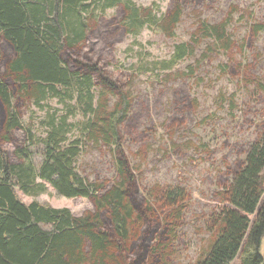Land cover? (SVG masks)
I'll use <instances>...</instances> for the list:
<instances>
[{"label": "trees", "instance_id": "1", "mask_svg": "<svg viewBox=\"0 0 264 264\" xmlns=\"http://www.w3.org/2000/svg\"><path fill=\"white\" fill-rule=\"evenodd\" d=\"M113 9L121 12L126 35L147 29L166 39L176 37L183 12L179 0L159 16V7L132 0H0V264H172L190 196L159 184L143 195L138 175L149 151L141 148L129 158L120 138L132 86L112 80L103 65L82 53L97 12ZM238 11L231 6L216 24L199 21L189 41L175 44L169 58L142 56L127 71L160 85L194 76L201 58L231 54L236 42L227 27ZM263 29V23L250 22L248 39ZM205 40L211 44L197 63L185 73H172L194 58ZM108 97L116 98L111 106ZM52 100L62 110L50 107ZM29 105L45 112L41 139L22 126L19 109ZM16 132L26 140L11 160L3 146ZM89 143L111 149L112 182L93 183L78 172ZM238 166L219 193V207L208 222V245L194 264H264V130ZM47 185L60 197L87 200L94 210L76 217L47 202L25 204L17 193L35 197Z\"/></svg>", "mask_w": 264, "mask_h": 264}, {"label": "rangeland", "instance_id": "2", "mask_svg": "<svg viewBox=\"0 0 264 264\" xmlns=\"http://www.w3.org/2000/svg\"><path fill=\"white\" fill-rule=\"evenodd\" d=\"M132 1L138 6L159 7L158 16L172 6V0ZM179 2L183 12L174 39L151 34L147 29L136 36L126 35L119 9L98 11L95 30L88 34L82 53L103 65L112 80L124 85L130 82L132 106L120 126L123 149L129 158L141 148L149 151L138 175L143 195L154 184L182 188L189 194L178 239L173 244L172 264H194L208 245V222L219 207V193L231 183L232 171L264 130V29L252 41L248 39L250 22L264 24V0ZM231 6L240 10L227 27L236 42L231 54L218 51L207 59L201 58L194 76L166 85L144 75L133 77L127 71L142 56L146 61L169 58L175 44L189 41L199 21L219 23ZM246 39L244 51L239 52L238 46ZM200 44L194 58L181 62L172 73H185L194 66L211 42ZM244 77L246 82L241 80ZM115 100L108 97L109 106ZM49 105L62 110L56 100ZM19 113L22 126L41 139L45 130L40 122L46 119L45 112L29 105L21 107ZM77 120L80 118L70 122ZM25 140L22 132H16L3 146L11 160L16 147ZM79 160L77 170L88 181L104 184L116 179L110 148L89 143ZM35 161L39 163L40 158L35 157ZM139 162L136 159L133 164ZM46 187L35 197L20 190L17 193L25 204L32 200L47 202L53 208L70 210L76 217L94 210L87 200L63 198L49 185Z\"/></svg>", "mask_w": 264, "mask_h": 264}]
</instances>
